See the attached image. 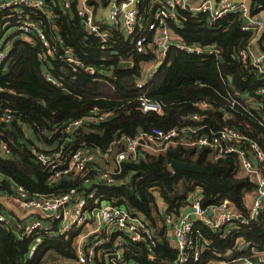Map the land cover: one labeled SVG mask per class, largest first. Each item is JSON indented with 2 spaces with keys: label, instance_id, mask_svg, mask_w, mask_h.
I'll list each match as a JSON object with an SVG mask.
<instances>
[{
  "label": "trees",
  "instance_id": "trees-1",
  "mask_svg": "<svg viewBox=\"0 0 264 264\" xmlns=\"http://www.w3.org/2000/svg\"><path fill=\"white\" fill-rule=\"evenodd\" d=\"M48 4L53 15L51 23L63 43L83 63L95 67L102 78L95 81L82 75L73 76L67 67L54 59L43 62L39 59L41 46L38 42L24 41L20 32L15 30V19L9 12H2L0 41L5 38L3 44H10L11 51L4 69L0 70V87L7 90L0 92V105L10 107L17 120L28 124L31 135L37 141L50 146L55 142L64 144L65 153L81 147L106 150L123 134L134 137L153 128L169 130L179 125L182 117L194 111L193 103L197 101L220 104L222 96L229 92L244 102L245 95L254 99L256 90L261 86L258 76L248 72L236 56L238 50L243 49L255 36L252 31L240 29L242 18L237 12L227 14L212 28L208 26L204 13L189 15L185 23L172 26L173 32L188 44L218 46L221 49V63L213 56H195L170 49L165 62L151 80L144 87L137 88L135 84L144 64L152 60L151 55L130 52V44L117 37L114 44L100 50L95 38L78 23L74 9L64 14L59 0L48 1ZM249 12L251 16L264 12V0H250ZM18 36L20 39H16ZM263 39L264 33L258 41L264 51ZM122 61L130 62L131 67L119 68ZM44 66L48 67L50 76L60 87L44 79ZM63 89L68 94H64ZM140 96L158 102L163 114L142 113L138 101ZM94 109L100 114L110 113V116L99 124L83 123L70 140L65 141L63 126L91 116ZM251 110L259 119L264 118V105ZM211 116L214 130L224 125L217 107L213 108ZM232 117L229 124L264 151V127L244 114H232ZM0 130V140L8 143L14 156L7 160L0 158V175L5 177H0V196L11 191L7 179L35 194L60 193L79 185L78 182L63 179L56 186H48V173L32 159L28 150L29 141L19 140L18 134L10 127ZM205 155L204 150L182 148H170L165 155L158 156L144 153L139 160L122 164L115 184L99 182L96 189L101 200L147 221L153 233L154 245L149 250L144 242L127 245L125 264H176L177 253L166 238L168 227L164 218L166 215L178 217L189 206L190 198L197 190L203 208L226 203L243 217L249 216L250 210L244 196L257 186L249 178L237 176L238 162L234 155L218 162L209 161ZM172 161L197 164L202 171L173 172L170 168ZM263 164L258 165L264 168ZM89 179L92 182L93 178ZM79 186L85 189L91 184ZM156 196L161 199V206H158ZM199 227L211 241L210 247L196 261L189 260L185 264L217 261L243 264L240 259H248L252 264H264L261 261L264 253V208L226 239H220V235L210 229ZM19 232L15 226L11 229L0 223V264L75 262V234L66 239L61 237L44 241L33 258L27 260L31 242L21 239ZM247 243L249 246L244 247ZM252 247L255 252H252Z\"/></svg>",
  "mask_w": 264,
  "mask_h": 264
},
{
  "label": "built area",
  "instance_id": "built-area-1",
  "mask_svg": "<svg viewBox=\"0 0 264 264\" xmlns=\"http://www.w3.org/2000/svg\"><path fill=\"white\" fill-rule=\"evenodd\" d=\"M48 1L53 0H0V13H10L16 21L15 30L20 32V37L29 42H38L43 58L61 62L73 76L84 75L100 80V72L75 57L54 26L46 28L44 20L51 19L52 15ZM59 4L63 11H69L73 6L78 22L88 35L95 38L100 50L114 44L117 37L130 44V52L152 56L150 62L155 61L158 66H146L141 70L135 84L137 88L144 87L151 80L165 62L170 49L195 56H213L219 61L221 49L218 46L188 44L173 32L172 26L185 23L189 15L206 14L208 26L212 28L227 14L237 12L241 18L247 19L240 29L255 33L250 42L236 53L242 66L258 76L261 82L254 99L247 98L241 102L239 96L227 92L220 104L197 101L193 103L194 111L182 117L179 125L166 131L153 128L134 137L120 135L106 150L81 147L65 153L64 144L42 147L29 130L24 133L21 121L17 120L12 109L0 106V129L19 127L22 133L20 140L29 141L28 150L32 159L48 173V186H56L63 179L78 182L79 185L91 184L85 189L75 185L60 193L49 194L29 193L20 186H11V195L4 198L21 209L20 213L11 215V219L20 221V227H17L19 237L31 242L27 260L33 258L44 241L61 237L66 239L72 234L77 236L85 229L86 233L78 243L73 240L77 264H125L127 245L144 242L149 250L154 245L153 233L147 221L101 200L96 189L99 182L115 184L122 164L137 161L144 153L158 156L165 155L170 148L204 150L211 162L234 155L238 169L252 178L257 186L258 195L249 209L248 217H243L226 203L203 208L200 197L195 193L190 198L189 212H180L178 217L166 215L164 218L170 236L168 242L177 253L176 264L196 261L211 244L199 225L218 233L220 239H226L264 208V175L257 168L258 164L264 163V151L229 124L232 114H244L264 127V118L259 119L251 110L264 105V51L255 52L253 48L254 39L264 33V20L251 16L249 7L242 0H59ZM8 46L0 45V70L9 53ZM45 79L59 85L49 73L45 74ZM138 101L142 113L163 114L158 102L145 96H140ZM214 107H217L224 122L218 130L212 127L211 113ZM109 116L110 113L100 114L94 109L91 116L66 123L62 128L65 141L70 140L83 123L99 124ZM0 158H14L8 143L3 140H0ZM0 177L3 178L2 175ZM90 177L93 178L92 182L89 181ZM8 215V212L0 209V223L13 228ZM245 246L248 247L249 243ZM252 252H255L254 247ZM240 261L252 264L248 259ZM261 261L264 262L262 258ZM209 264L227 263L217 261Z\"/></svg>",
  "mask_w": 264,
  "mask_h": 264
},
{
  "label": "crops",
  "instance_id": "crops-1",
  "mask_svg": "<svg viewBox=\"0 0 264 264\" xmlns=\"http://www.w3.org/2000/svg\"><path fill=\"white\" fill-rule=\"evenodd\" d=\"M242 1H244L245 2V4L249 7V5H250V0H242ZM71 9H74L73 8V6H72V8ZM61 12L62 13H66V11H63L62 9H61ZM51 14H52V10H51ZM76 13H75V9H74V15H75ZM249 14H250V12H249ZM253 16H259V17H261L263 20H264V12H259L258 14H256V15H253ZM76 17V16H75ZM77 18V17H76ZM53 20V15H51V19H45L44 20V24H45V26H46V28L48 29V28H50V27H53L54 25L51 23V21ZM78 20V19H77ZM46 21V22H45ZM79 23V22H78ZM242 23H243V18H242ZM80 24V23H79ZM7 26H5V28H6ZM55 27V26H54ZM84 29V28H83ZM260 37H261V35H258L255 39H254V42H253V48H254V51L255 52H263V48L261 47L262 45H260L259 44V39H260ZM21 38H23V37H21ZM4 39L5 38H3V40H1L0 41V45H6V44H2V42L4 41ZM16 39H20V37L18 36ZM24 39V38H23ZM24 41H25V39H24ZM29 43H35V42H29ZM7 45H9L8 47L10 48V50H9V52L11 51V45L10 44H7ZM66 46V45H65ZM40 52H41V54L39 55V59L40 60H42L43 62H45L46 63V61L48 60V59H45V58H43L42 57V51L40 50ZM9 54V53H8ZM7 57H8V55H7ZM7 57H6V59H7ZM76 57V56H75ZM6 59H5V61L3 62V64H2V68L1 69H4L3 67H4V63L6 62ZM122 62H128V61H122ZM130 63V62H129ZM146 64V63H145ZM132 65V64H131ZM131 67V66H130ZM146 66H144L143 68H145ZM48 67H46V66H44L43 68H42V71H43V76H44V79H45V74L46 73H49V71H48V69H47ZM142 68V69H143ZM50 75V74H49ZM82 76H84V75H82ZM85 77H87V78H90V79H92L91 77H88V76H85ZM46 80V79H45ZM93 80H95V79H93ZM47 81V80H46ZM95 81H97V80H95ZM57 87H60L59 85L57 86ZM63 90H65V89H63ZM7 90H5V89H2L1 87H0V92H6ZM67 91V90H66ZM68 92V91H67ZM68 94V93H67ZM246 96V98L244 99V100H246L247 99V95H245ZM0 106H2V105H0ZM7 108H10V107H7ZM11 109V108H10ZM21 124H26V123H23V122H21ZM12 127L14 128V130L12 129ZM11 127V130L13 131V132H15V133H17L18 134V136H19V140L22 138V133H21V131H20V129H19V127H16V126H12ZM29 132L31 133V128L29 127ZM47 135H50V133H47ZM35 138V137H34ZM35 140L37 141V139L35 138ZM42 147H45V148H51V147H54L55 146V143H58V142H55L52 146H50V145H47L46 143H41V142H39V141H37ZM263 164V163H262ZM264 165V164H263ZM257 168H259V170H260V172L264 175V168H263V166L260 168L259 167V165H257ZM237 176L238 177H247V178H249V180L251 181V182H253L252 181V178H250V177H248V176H245L244 175V173L243 172H239V169L237 170ZM3 178H5V177H3ZM7 179V178H6ZM8 180V182H9V187L11 188V186L14 184V185H16L13 181H11V180H9V179H7ZM254 183V182H253ZM255 184V183H254ZM17 186H19V185H17ZM21 187V186H20ZM23 188V187H22ZM256 190V189H255ZM254 190V191H255ZM254 191H252L253 192V197H252V199H250L249 201L251 202H253L254 201ZM199 197H201V195H200V192H199V190H197L196 192H195ZM8 195H11V191H10V193L9 194H3L2 196H0V209H2V210H4V211H6V212H8L9 213V215L7 216V219L8 220H10L11 222H13V227L15 226V227H20L19 226V222L18 221H13L12 219H11V215H15V214H18V213H20V208H17V206H16V204H12L9 200H7L6 198H4V197H6V196H8ZM247 195V194H246ZM246 195H245V200H246ZM1 199H3V201H1ZM156 202H157V204H158V206H161L163 203H162V201H161V199L158 197V196H156ZM10 209V210H7V209ZM189 207H187V208H185V209H183L181 212H184V211H187V212H189ZM11 229H13V228H11ZM17 230H18V228H17ZM19 231V230H18ZM86 233V230L84 229V230H82V232H80V234H78L77 236H75V238H74V243H78L80 240H81V238L83 237V235ZM19 234V233H18ZM19 236V235H18ZM166 238H167V240L170 238V236H169V233H168V231H166ZM172 248H173V246H172ZM73 251H74V253H75V246L73 247ZM67 264H69V262L67 263ZM74 264H77V261H76V256H75V262H74Z\"/></svg>",
  "mask_w": 264,
  "mask_h": 264
},
{
  "label": "water",
  "instance_id": "water-1",
  "mask_svg": "<svg viewBox=\"0 0 264 264\" xmlns=\"http://www.w3.org/2000/svg\"><path fill=\"white\" fill-rule=\"evenodd\" d=\"M243 23L244 24L247 23L246 18H243ZM263 45H264V39H263ZM221 61H222V58H219V62ZM130 66H131V63L129 62H120L118 65L119 68H130ZM63 93L67 94L68 92L66 90H63ZM12 129L14 130L13 127ZM140 143L142 144L143 142L140 141ZM170 168L173 172L183 171V172H190V173H200L202 171L201 167L197 164H188V163H181V162H176V161H172L170 163Z\"/></svg>",
  "mask_w": 264,
  "mask_h": 264
},
{
  "label": "rangeland",
  "instance_id": "rangeland-1",
  "mask_svg": "<svg viewBox=\"0 0 264 264\" xmlns=\"http://www.w3.org/2000/svg\"><path fill=\"white\" fill-rule=\"evenodd\" d=\"M144 66H150L151 68H156L158 66V64H157V62L153 61V62L144 64ZM22 129H23L24 133L26 134L28 132V130H29V125L28 124H22ZM239 172H242V170H239ZM246 194H245L246 195V200H245V196H244V201H245L247 207L249 209H251L253 207V202L254 201L250 202L249 200L252 199L253 192H249V193H246ZM257 195H258V192H257V190H255L254 191V198H256ZM1 201H3V199H1ZM7 210H10V209L8 208ZM18 222H20V221L18 220ZM261 258L264 260V255H261ZM69 264H74V262H70Z\"/></svg>",
  "mask_w": 264,
  "mask_h": 264
}]
</instances>
